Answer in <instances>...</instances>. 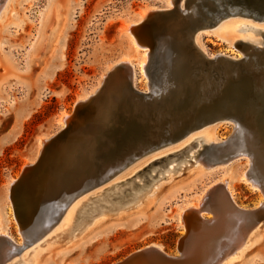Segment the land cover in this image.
Segmentation results:
<instances>
[{"label":"rangeland","instance_id":"1","mask_svg":"<svg viewBox=\"0 0 264 264\" xmlns=\"http://www.w3.org/2000/svg\"><path fill=\"white\" fill-rule=\"evenodd\" d=\"M162 1L7 0L0 12V229L8 234L14 244L19 245L16 251L21 252L23 256L32 246H28L21 235L16 216L19 217L21 226V219L41 221L51 215L54 203L51 199L53 191L50 192L48 186L51 180L62 173L69 179L72 173L77 174L79 167L82 169V175L86 171L94 174L95 162L98 165L96 171L101 174L107 168L101 157L116 146L121 129L128 123L141 126L143 144L155 145L160 142L163 134L170 133L182 122L189 120L192 110L196 107L192 104L202 98L214 97L219 91L222 83L215 85L205 80L206 73L203 69H199V75L196 77L188 74L191 68L201 66L196 65L192 59L185 61L183 70L190 77L176 76L182 71L180 61L177 56L167 52L171 39L173 36L177 37V25L180 27L179 22L185 21V17L176 16L168 28L165 26L163 30L152 32L154 41L160 37L165 42L158 47V61L155 60L154 69L151 68V74L156 78L153 91L157 96L153 94L152 98L138 102L136 98L139 97L135 90L150 92V81L146 82L136 72L135 89L132 90L128 87L126 74H115L105 87L98 104L84 109L83 118H88L86 123L81 126H78L79 123L74 124L70 135L62 132L48 147V154L29 169L31 171L27 178H21L26 163L34 159L41 145L40 141L60 130L57 120L61 113L71 114L76 99L89 91L112 63L125 56L133 63L138 61L139 54L130 47L122 27L134 20L144 8L163 6ZM236 19L240 25L264 26L263 23L251 19ZM168 21L169 19L164 22ZM154 27L152 26V30ZM241 29L239 26L234 33L222 36L228 41L244 39L247 36L261 39V36L253 31ZM163 31H167V34ZM186 39H189V36ZM202 42L208 54L214 56L239 58L243 55L229 47L225 40L210 34L203 36ZM193 51L196 53L195 49ZM218 68L222 70L223 65L218 64ZM254 71L250 70L252 74ZM196 80L198 87L194 83ZM119 83H122V87L118 86ZM186 88H189L191 100L182 114L183 121H180L179 115L174 112L169 113L167 108H156L159 106L158 97L161 99L174 92L179 98ZM162 105L167 106L165 103ZM90 124L91 126H88ZM213 132L221 141L215 149L217 158H230V153L238 150L252 152L249 146L244 144L248 140L247 134L244 132L243 137L241 134H233V124L221 122ZM95 136L98 138L97 142H93ZM140 146L135 144V152ZM253 154V166L246 162L248 157L244 155L233 156L227 164L215 166L211 170H206L203 164L197 162V165L205 170L195 173H187L194 168V164H184V169L179 171L183 176L178 181L166 185L155 198L149 197L138 212L134 209L125 213L117 219L113 228L110 220L101 223L77 241H62L35 249L31 254L34 264H115L129 254L152 244L161 246L167 257L163 258V261L179 258L177 241L180 237V241L186 240V232L178 222L176 213L187 204H195L207 187L215 183L213 188L215 187L214 192L218 198L225 190L221 180L226 178L232 200L238 208L250 210L261 206L259 203L264 201V191L259 188L251 189L239 178L240 173L248 169L253 175L257 173L264 176V155ZM175 174L169 175L175 177ZM84 176L88 179V175ZM17 178H20V183H17L20 185V193H16L19 208L16 204L12 208L8 205L6 185L8 181ZM106 185L88 193L95 194ZM75 187L69 196L61 200L57 198V204L60 205L62 200L67 202L75 193ZM88 193L83 195L87 194L85 197H89ZM205 199L211 203L212 198L207 194ZM45 213L47 215H44ZM208 215L210 214H203ZM111 217L115 216H110V219ZM30 225L34 230L36 224L27 222L28 228ZM60 236L61 234H58L57 237ZM4 242L2 241V246ZM204 243L207 244V252H218L214 238ZM11 249L15 251L14 247ZM156 255L155 252L148 251L142 257L137 256L141 257L140 259L135 257L136 259L133 258L128 264H161V256L157 255L158 258ZM231 256L233 254L220 258L215 264H264V228L240 249L237 257ZM194 258L193 256L192 260ZM153 260L158 262H151Z\"/></svg>","mask_w":264,"mask_h":264},{"label":"bare ground","instance_id":"2","mask_svg":"<svg viewBox=\"0 0 264 264\" xmlns=\"http://www.w3.org/2000/svg\"><path fill=\"white\" fill-rule=\"evenodd\" d=\"M6 1L7 0H0V12ZM162 2L164 5L161 7L151 6L144 8L136 15L134 20L126 23L122 27L123 33L126 34V37L128 38L130 47L134 52L139 54L138 61L133 63L128 56H125L112 63L106 71L100 75L97 83L92 86L89 91L83 93L76 99L74 102V108L77 105L81 107L74 112L72 111L71 114H66L64 112L61 113L57 120L60 124V130L56 134H52L48 138L40 141L41 145L38 148L34 159L26 163L24 168L27 167V169H31L43 158L44 155L46 156V154H48V147H50V144L54 143L56 138L62 134V132L65 131V135L69 134L70 130L73 129L74 124L79 123L80 125L78 124V126H81L86 123L88 118H83V112L91 106L98 104V101L112 76L119 72L126 74L125 76L128 82V87L132 90L135 89L136 72H138V74L147 82L149 78L147 73L151 74V68L156 64L154 61L158 58V51L160 52V48L158 49V47L165 44L164 40H161L160 37L154 41L152 39V32L163 30L165 29V26L168 28L172 20L177 18L176 16L185 17V21L187 22L195 20L194 24L198 25L197 30L191 35L190 39L194 45L192 48L195 49L198 56L201 54V56L206 58L215 57L214 55L208 54L205 49L202 42L203 36H209L210 34L221 40H225L229 47L236 50L240 55H244L239 58L231 57L232 59H242L246 55L248 56L245 58V61L242 64L243 66H241L245 69L243 70L250 75L253 90L262 89L264 86V26L253 27L243 24L240 25L237 23L238 20L236 17L252 19L247 16V14L256 15L257 20L253 21L264 24V8L257 10L236 7L231 3V0H163ZM257 4L259 3L257 2ZM209 6L214 8L215 13L210 11ZM171 9H174L173 13H164L165 17L163 16L164 19L162 21L145 23V21L152 19L161 12ZM231 10L232 12H230ZM223 12L227 14L216 23L209 24V20L212 17ZM167 19H169V21L164 22ZM245 23L247 22L245 21ZM152 24L153 27L156 26L153 30L152 27H150ZM239 26L242 27V31H253L254 34L261 36V39H254L251 36H247L244 39L236 38L228 41L223 38L222 35H230L234 33L235 30H238ZM207 31H210V33ZM163 33L167 34V31H163ZM163 33L161 34L162 36L159 35L163 37ZM251 56L252 58H250ZM221 64L223 65V69L227 68L226 64ZM152 69H154V67ZM250 70L255 71L252 74ZM171 73L175 74L174 71H171ZM226 82L227 81L222 84L226 85ZM222 84L214 97H207L208 99L202 98L198 100V102L192 104V106L196 107L192 110L191 117L188 121L190 123L196 120V127L178 139L171 140L174 136L172 135L169 136V139L167 140L162 139L157 144L148 146L142 143L141 126L139 124L128 123L124 126L120 131L118 139H122L121 136L125 135L124 131L127 126H136L134 127L135 131L140 138V141L137 143L141 145L139 150L135 152V148H133L136 143L116 144L115 147L109 149L104 155H113V157L110 160L105 159L104 163L107 165L105 171H101V174H90V171L89 173L88 171L85 173L88 175L87 181L92 182L93 179L95 180V178H99V184L96 186H86L84 188L76 185L75 188L77 191L74 190L75 193L72 197L65 203L63 200L61 201L57 209L58 216L56 220L54 218L55 215L45 217L41 221L21 219L22 224L19 226V231L28 246H32L25 256H23L21 252L16 251L19 245L14 244L8 234L3 229H0V264H34V257L31 256V254L35 249L41 248L45 245L58 244L62 241H77L92 231L95 226L109 220L113 225L111 227H115L114 225L116 224L115 222L118 221L117 219L125 213L133 211L134 209V211L138 212L149 197L155 198L166 185L178 181V179L183 176L179 171L184 169V164L195 165L194 168L187 173H195L197 171L205 170L199 167L197 162L203 164V166L207 168L206 170H211L214 169L215 166L227 164L231 158H234L233 154H236L235 157L240 155L247 156L248 159L246 162H249L251 166H253L254 164L252 163L255 159L253 153L257 156L261 153L257 151L254 142L250 140L252 119L247 116L249 112L248 105H244V131L241 130L238 124H233V128L235 132L239 130L237 134H241L242 137L243 134H247L248 140L244 142V144L249 146V150H252V152L238 150L230 153L228 156L230 158L222 157L219 159L216 156L215 149L220 145L219 142L221 141L217 139L213 131L219 123H228L226 121L213 119L218 115L217 112L220 109L216 108V104L214 106L211 105H213L214 101L220 97L222 93ZM160 85L158 87H160ZM167 88L168 87H166V89ZM152 95H150V97H152ZM136 100H138V102L142 101L141 98H136ZM187 106H189V103L181 110L175 112V114L179 115L180 121L184 120L182 114ZM74 108L73 110H75ZM199 115L202 117L198 118ZM195 117L197 119H195ZM91 124L88 126H91ZM180 127L181 125L172 130H179ZM97 141L98 138L96 136L93 137V142ZM71 147L72 144L70 145V148ZM134 153H138L139 156L135 157V159H133L128 165L122 167L126 158ZM95 167L97 168L98 165L96 164ZM175 173H177V175ZM169 174H175V177H170L172 175ZM256 174L257 173L253 175L252 171L248 169L247 171H242L239 178L242 182L248 184L251 189L256 190L259 188L264 191V176L262 177V175L259 174L261 175V177H259V175ZM164 181L166 182L163 183ZM18 182L20 183V178L8 181L6 185V196L9 200L8 205L12 208L14 207V204L17 205V202L12 199L11 192ZM221 182L224 184L225 190L220 196L218 195V198H216L217 193L214 192V183L205 189L202 196L198 197L195 204H187L185 207L177 211V220L185 228L186 232V240L180 241L181 245L179 246L178 251L180 253V257L178 256L179 258L168 259V262L163 261V258L167 259L165 256L166 254L162 251L161 246L153 244L142 248L138 251L142 253L135 256L142 257L145 252L153 251L161 256V264H164V262L165 264H215L219 259H217V256L227 258L230 254H233V256H231L232 258L237 257L240 249L247 245L252 237L257 235L264 228V201L259 203L261 206L254 209L243 210L238 208L232 200L227 179L224 178ZM104 184L107 185L102 187L97 193L90 194L92 191H95L96 188L101 187ZM85 193L90 194V196L85 197L87 196V194L83 195ZM206 194L212 198L211 203L209 200L206 201ZM204 213L210 215L203 216ZM44 215L47 214L45 213ZM110 216L115 217H111L110 219ZM27 222L36 224L34 230L31 225L30 228L27 227ZM58 234H61V236L57 237ZM210 238H214V242L218 245L219 250L217 253H211V251L207 252V244L205 245L204 242L208 243ZM2 241H5L3 243L4 246L1 245ZM12 247L15 248V251H11L13 250L11 249ZM149 254L147 256H149ZM159 256L157 257L159 258ZM193 256L195 257L194 260H192ZM145 257L146 256H144V258ZM137 258L140 259L139 257ZM149 258H151V256ZM151 262L155 261L153 260ZM157 262L158 261L155 263Z\"/></svg>","mask_w":264,"mask_h":264},{"label":"water","instance_id":"3","mask_svg":"<svg viewBox=\"0 0 264 264\" xmlns=\"http://www.w3.org/2000/svg\"><path fill=\"white\" fill-rule=\"evenodd\" d=\"M257 2L259 4H257ZM231 3L236 6V7H245L247 9H257L260 10V8H264V0H231ZM210 11L214 12V8L209 6ZM174 9L171 10H165L158 14L157 16L153 17L152 19L145 21V23H152L153 21H162L164 18V13H173ZM232 12V10L230 11ZM227 13H221L216 15L215 17H212L209 21V24H214L216 23L219 19H221L223 16H225ZM251 20H257L256 15H248ZM165 17V16H164ZM195 20H190V21H183L179 22V26L177 25V32L171 39L167 52L172 54L173 56H177L178 60L180 61V67H182V71H179L176 76H187L188 74H193V76H198L200 70L203 69L206 73L205 75V80H208L210 82H213L215 85L223 83L225 81L226 85L222 84L221 87V95L220 97L214 101V104L211 106H214L216 104V108L220 109L217 112V116L214 117L213 119L218 120V121H226L231 124H238L240 126L241 130L244 131V126L245 124L243 123V115H244V105H248L249 112H248V117L252 119V127H251V138L250 140L254 142L255 146L257 147V151L260 152L262 155H264V86L260 90H253V84L251 82V77L245 69L242 67L245 58L248 57L247 55L242 58V59H232L230 57L224 56V55H216L214 58H206L204 56H201L200 54V59L198 56H196L195 52L191 47H193V43L191 42V35L197 30L198 25L194 24ZM163 23V22H162ZM153 24L150 26L152 27ZM187 36H189V39H186ZM181 37V38H180ZM186 37V38H185ZM190 40V41H189ZM195 53V54H194ZM252 58V56L250 57ZM188 59H192L196 65L201 66H196V68H191L190 71L187 73L183 72L185 68V61ZM198 59V61H196ZM218 63H223L227 65V68L220 70L217 65ZM242 65V66H241ZM244 69V70H243ZM149 76V81H151V84L149 86L151 92H140L138 90H135V93L139 98L147 99V98H152L150 95L155 94L157 96V93L154 90V85H155V79L151 74H148ZM220 75V76H218ZM190 77V75H188ZM222 77V78H221ZM182 80V79H181ZM198 80H196L194 83L198 87L199 84H197ZM122 83H119L118 86L122 87ZM183 95L178 98L176 97L175 93H170L166 95V97L162 99H157L159 106H156V108H159L160 110L168 109L169 113L171 112H177L181 110L184 106H186L189 101L191 100V94L189 93V88H186L183 90ZM123 94V93H122ZM153 96V95H152ZM159 98V97H158ZM162 103L167 104V106H163ZM171 105V106H170ZM79 107L81 106H75L76 111ZM154 107V106H152ZM170 108V109H169ZM205 115V114H204ZM203 115V116H204ZM202 117L201 115L198 116V118ZM195 119H197L195 117ZM122 120V119H121ZM124 121V120H123ZM136 126L130 125L127 126L125 131H124V136H121L122 139L116 140V144H123V143H137L140 141L139 135L136 133L135 128ZM196 127V120L193 122H182L181 127L179 130L171 131L170 133H165L162 135V139H169V136L174 135L171 140H175L186 134L188 131L193 130ZM114 133L116 131H113ZM239 130L234 133H238ZM234 156L236 154H233ZM139 156L138 153H134L132 155H129L122 167L128 165L135 157ZM113 157V155H103L101 157L102 160L105 161V159L110 160ZM264 157V156H263ZM239 158V157H238ZM264 161V160H263ZM97 164V162H96ZM80 170H82L80 167L78 169V172L72 173L69 179L67 177H64L62 175H58L55 177L51 182L49 183V190L52 192V197L51 199L54 201L53 203V208L51 209V216L55 215V220L57 219L58 216V204L56 202L57 198L59 200L63 199L64 197L69 196V193L72 191V188L76 186L77 184L79 186H82L83 188L86 186H96L99 184L100 179L95 178L93 179L92 182L87 181L88 179H85L86 176L84 174L82 175L80 173ZM31 170L27 169L25 167L23 169L22 178H27L28 173H30ZM76 171V170H75ZM97 174L98 171H95ZM29 177V176H28ZM92 179V178H91ZM89 182V183H88ZM92 184V185H91ZM20 185H18L16 188H14L11 193L12 199L17 202V197L16 193L20 191L19 188ZM48 189V188H47ZM20 193V192H19ZM18 193V194H19ZM19 196V195H18ZM50 198V197H49ZM48 198V200H49ZM16 212V210H15ZM60 212V211H59ZM57 214V215H56ZM18 215V213H17ZM17 217V222H19L20 226V220L19 217ZM21 229V227H20ZM181 237L177 241V251L179 250V246L181 245ZM139 251V250H138ZM134 252L132 254H129L127 257H125L123 260L120 262H117L115 264H128L133 257H137L135 255H139L142 252ZM180 253L178 252V255ZM222 256H217V259Z\"/></svg>","mask_w":264,"mask_h":264}]
</instances>
